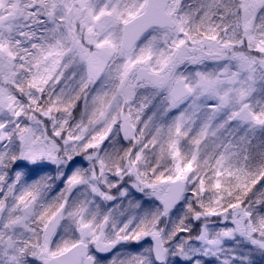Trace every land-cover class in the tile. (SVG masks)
I'll return each mask as SVG.
<instances>
[{"label": "snow or ice", "instance_id": "1", "mask_svg": "<svg viewBox=\"0 0 264 264\" xmlns=\"http://www.w3.org/2000/svg\"><path fill=\"white\" fill-rule=\"evenodd\" d=\"M0 264H264V0H0Z\"/></svg>", "mask_w": 264, "mask_h": 264}]
</instances>
